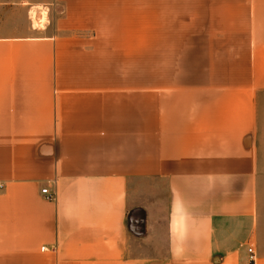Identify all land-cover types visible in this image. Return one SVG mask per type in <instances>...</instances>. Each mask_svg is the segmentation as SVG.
Wrapping results in <instances>:
<instances>
[{
  "label": "crops",
  "instance_id": "crops-1",
  "mask_svg": "<svg viewBox=\"0 0 264 264\" xmlns=\"http://www.w3.org/2000/svg\"><path fill=\"white\" fill-rule=\"evenodd\" d=\"M0 264H264V0H0Z\"/></svg>",
  "mask_w": 264,
  "mask_h": 264
},
{
  "label": "rangeland",
  "instance_id": "rangeland-1",
  "mask_svg": "<svg viewBox=\"0 0 264 264\" xmlns=\"http://www.w3.org/2000/svg\"><path fill=\"white\" fill-rule=\"evenodd\" d=\"M174 19H177V18H172L171 20L173 21ZM161 20V18H160ZM163 21L166 22L167 18H162ZM46 22V17L44 16L43 18V22ZM151 21H152V18L150 16H144L143 17V40H144V63H143V69H144V72H149L150 71V50H149V40H150V25H151ZM152 182L151 181H143L141 183V186L143 185L144 187H148L149 184H151ZM163 185H166L164 182L162 184ZM142 195H145L142 194Z\"/></svg>",
  "mask_w": 264,
  "mask_h": 264
},
{
  "label": "built area",
  "instance_id": "built-area-1",
  "mask_svg": "<svg viewBox=\"0 0 264 264\" xmlns=\"http://www.w3.org/2000/svg\"><path fill=\"white\" fill-rule=\"evenodd\" d=\"M43 14L47 15L48 12L47 11H42V12H40V14H39L38 17H37V13H33L32 20H35V22H37V24H36L37 27H39V25L43 23L42 22L43 21V18H44L43 17ZM42 193L45 194V195H48V198H50V199H53L54 198V194H48V190L47 189L42 190ZM249 252L251 253V257H250L251 261L252 262H255L256 255L253 252V249L250 248L249 249Z\"/></svg>",
  "mask_w": 264,
  "mask_h": 264
}]
</instances>
